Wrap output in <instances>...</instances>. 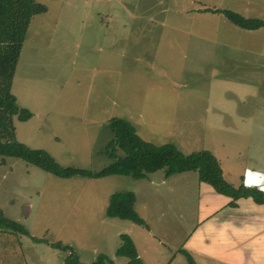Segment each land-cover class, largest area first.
Listing matches in <instances>:
<instances>
[{"label":"rangeland","instance_id":"obj_1","mask_svg":"<svg viewBox=\"0 0 264 264\" xmlns=\"http://www.w3.org/2000/svg\"><path fill=\"white\" fill-rule=\"evenodd\" d=\"M35 1L46 11L31 18L13 81L18 105L32 114L25 121L13 117L17 141L45 150L61 167L99 171L110 163L104 153L109 120L120 117L153 144H176L184 154L212 148L220 155L219 148L243 160L251 148L248 94L264 90V59L231 64L233 51L224 46L234 41L236 57L262 59L245 47L254 40L263 48L264 29L250 38L223 11L264 22V0ZM207 34L218 49L185 50L206 42ZM217 137L234 144L216 147ZM161 171L147 175L156 181ZM169 190L129 175L59 177L0 156V213L23 230L0 227V264H67L66 258L90 264L100 255L108 264H126L115 254L122 233L146 247L143 256L163 262L184 236L182 218L181 228L169 229L175 216ZM117 191L135 193L134 209L149 222L153 239L144 233L147 224L106 214ZM192 213L177 209V217ZM178 257L175 264H186Z\"/></svg>","mask_w":264,"mask_h":264},{"label":"trees","instance_id":"obj_2","mask_svg":"<svg viewBox=\"0 0 264 264\" xmlns=\"http://www.w3.org/2000/svg\"><path fill=\"white\" fill-rule=\"evenodd\" d=\"M46 11L42 3L35 0H0V156L22 159L34 166L59 177L80 175L89 178H102L110 175H129L136 179L147 177L148 173L163 170L166 177L186 171H196L200 181L211 185L215 191L229 196L235 201L241 197H251L256 203L264 204V191L243 184L235 187L228 183L222 173L217 158L209 150L203 149L189 154L181 152L172 143L153 144L136 133L131 122L124 118L112 117L108 127L112 137L105 145L104 153L110 163L99 171L78 167H61L54 158L43 149H32L14 138L13 117L25 121L32 115L30 111L18 105L12 92V83L27 28L31 18ZM233 24L243 29H257L264 22L256 18L244 17L230 10L223 11ZM121 152L119 154L118 152ZM135 195L132 191L112 193L106 214L129 220L138 225L145 221L134 209ZM6 225L13 230L22 231L18 223L4 218L0 213V227ZM121 242L115 251L117 256L127 259L126 264H144L138 255L131 237L120 235ZM66 248V247H65ZM186 264H195L186 252ZM72 256V255H71ZM111 260L104 255L90 264H108ZM67 264H82L76 258H66Z\"/></svg>","mask_w":264,"mask_h":264},{"label":"crops","instance_id":"obj_3","mask_svg":"<svg viewBox=\"0 0 264 264\" xmlns=\"http://www.w3.org/2000/svg\"><path fill=\"white\" fill-rule=\"evenodd\" d=\"M209 17L215 18L214 13H210ZM30 24L31 20L29 26ZM261 29H264V26L245 30L250 32L249 37L252 38L253 34ZM204 37L207 39L206 42L197 45L186 44L185 50L193 47L207 52V55L215 48H219V43L208 41L211 39V34ZM254 42L256 41L252 40L251 45H247L245 50L252 52L257 57L264 56V47L259 48L253 44ZM225 48L233 51L234 56H229V60L234 61L231 64L250 65L256 63L254 60L263 61L264 59L248 60L242 59L247 57H236V54H239L237 53L238 43L234 41H228ZM217 56L219 57L218 52ZM253 94L251 95V91L248 94V98L252 99L253 104L251 110L248 108L250 119L246 125L249 128L247 143L251 148L247 150L243 160L235 161L219 148L217 149L220 155L216 149L212 150L211 148L210 150L219 161L223 177L228 183L238 187L241 184L245 185L246 181H250V187H257L264 191V90L262 92L255 91ZM234 104L233 102V109ZM218 127L222 128L219 125ZM226 132L233 134V131L227 130ZM217 139L220 141L216 147L234 144L232 140H223L221 137H217ZM143 179L147 180L149 186L155 183L156 186L166 185L169 187L167 204L175 210L174 220L169 223V229H174L176 225L181 228L179 218L184 220V223H181L184 236L163 262H159L158 257L151 254L143 256L146 247L139 249L136 241L131 238L144 264H175L177 260L178 262L181 260L179 255H183L186 259L182 251H186L193 258L195 264H264V204L256 203L251 197H241L235 201V205H231L232 199L229 196L218 193L211 185L200 181L196 171L175 173L168 177L164 175V171H161V175L156 181L150 180V175ZM151 188L156 193L159 192L158 188ZM177 209H192V218L191 215L177 217ZM160 216L162 217V215ZM141 217L147 224L146 227L144 226V233L147 234L148 240L153 239V229L145 217L142 215ZM144 233L138 232V237L142 239V242H145L146 238Z\"/></svg>","mask_w":264,"mask_h":264},{"label":"clouds","instance_id":"obj_4","mask_svg":"<svg viewBox=\"0 0 264 264\" xmlns=\"http://www.w3.org/2000/svg\"><path fill=\"white\" fill-rule=\"evenodd\" d=\"M251 182L250 181H246L245 182V186H250Z\"/></svg>","mask_w":264,"mask_h":264}]
</instances>
